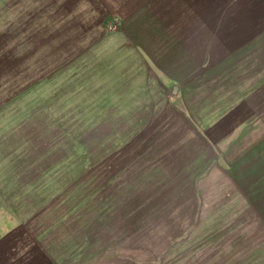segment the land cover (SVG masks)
<instances>
[{
    "label": "rangeland",
    "instance_id": "1",
    "mask_svg": "<svg viewBox=\"0 0 264 264\" xmlns=\"http://www.w3.org/2000/svg\"><path fill=\"white\" fill-rule=\"evenodd\" d=\"M142 3L0 0V264H264V0Z\"/></svg>",
    "mask_w": 264,
    "mask_h": 264
},
{
    "label": "crops",
    "instance_id": "2",
    "mask_svg": "<svg viewBox=\"0 0 264 264\" xmlns=\"http://www.w3.org/2000/svg\"><path fill=\"white\" fill-rule=\"evenodd\" d=\"M96 1L101 2L103 4V8L105 7L107 9L106 10L107 13L112 16H122V15L130 14L132 10H135V8L136 9L140 8L143 4L142 0H133V1L132 0H104V1L96 0ZM80 46H83V44H81ZM118 46L119 47H117L115 50V54L118 53V55H120L121 46L120 45ZM87 52H88L87 48L85 50H81L78 54H76L74 58L71 59L70 63H73V65L77 64L76 67L79 68L78 70H82L87 66L86 60L92 58L88 55ZM93 55H94L93 57H95L94 59H96L97 61L100 55L97 54H93Z\"/></svg>",
    "mask_w": 264,
    "mask_h": 264
},
{
    "label": "water",
    "instance_id": "3",
    "mask_svg": "<svg viewBox=\"0 0 264 264\" xmlns=\"http://www.w3.org/2000/svg\"><path fill=\"white\" fill-rule=\"evenodd\" d=\"M177 94V87L173 86L171 89V96H175Z\"/></svg>",
    "mask_w": 264,
    "mask_h": 264
}]
</instances>
